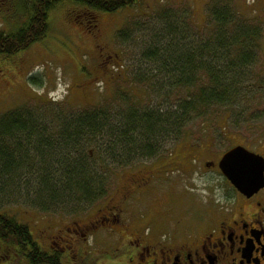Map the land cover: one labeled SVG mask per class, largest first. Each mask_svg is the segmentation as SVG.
<instances>
[{"label": "rangeland", "instance_id": "rangeland-1", "mask_svg": "<svg viewBox=\"0 0 264 264\" xmlns=\"http://www.w3.org/2000/svg\"><path fill=\"white\" fill-rule=\"evenodd\" d=\"M8 1L0 0V30L9 23L18 22L19 18L23 20V15L15 16L12 12L16 8H6L4 3ZM11 2L18 7L22 0ZM216 2L137 0L132 6L104 12L70 0L59 1L48 12L49 32L44 40L9 56L0 54V115L26 106L44 114L40 120L49 123L52 117L45 115L47 109L70 115L98 105L108 108L110 113L158 106L165 112L175 97L166 98L165 92L159 94L156 83L160 76H151L156 72L155 63L143 54L151 46H161L158 36L163 33V25L158 19L159 11L166 8L174 12H180L181 8L191 11L193 32L199 38H206L213 32L208 7ZM219 3L229 5L239 20L260 28L252 69L264 75V0H220ZM165 38L164 35L160 42L165 44ZM142 75H145L144 82L139 79ZM262 83L264 79L259 84ZM249 84L252 85L249 88L240 86L242 102L230 113L224 107L213 105L205 119L195 118L188 122L183 138L177 143L161 139L156 155H135L122 159L121 164L106 167L109 173L107 193L91 204L74 207L77 213L59 206L44 212L38 205L34 206L30 198L32 187L24 179L14 195L3 199V211L16 212L35 240L43 239L41 235L49 226L50 239H54L58 232L62 233L57 230L58 224H67L70 218L83 220L92 216L107 196H115L119 176L136 171L143 164L164 160L169 163L165 173L155 177L146 189L135 193L124 206L121 218L125 220L134 215L138 218L137 225H127L117 236L110 237L105 231L88 235L84 249L91 250V256L85 262L73 258L71 253L69 263L97 264L105 256L123 255L126 246L120 245L116 251L121 242L116 238L134 237L146 226L165 234L163 238L175 228L183 230L191 226L210 209L221 205V198L231 194L229 182L217 166L222 153L237 142L247 141L251 147H255L257 141L263 143L264 87ZM210 161L214 164L207 167ZM22 171L26 173L28 169ZM163 219L169 222L164 223ZM145 232L146 239H151V232ZM76 238L81 240L79 235ZM0 264H24V261L10 247L0 245Z\"/></svg>", "mask_w": 264, "mask_h": 264}, {"label": "trees", "instance_id": "trees-1", "mask_svg": "<svg viewBox=\"0 0 264 264\" xmlns=\"http://www.w3.org/2000/svg\"><path fill=\"white\" fill-rule=\"evenodd\" d=\"M59 1L22 0L12 12L23 15V20L19 18L0 30V54L9 56L44 40L49 32L48 12ZM70 1L115 12L137 0ZM219 1L208 7L213 32L206 38L193 32L191 11H159L161 46H151L143 54L155 63L156 72L151 76H160L156 83L159 94L175 97L165 112L158 106L110 113L98 105L70 115L47 109L45 115L52 117L49 123L40 120L44 114L26 106L0 115L1 246L10 247L24 264H60L39 246L16 212L3 211V199L15 194L22 179L32 187L31 201L42 211L59 206L77 213L74 207L91 204L107 193L106 167L135 155H156L161 139L177 143L188 122L205 119L213 105L230 113L242 102L241 85L264 87V83L259 84L264 75L252 69L260 28L239 20L229 5ZM164 35L165 44L160 42ZM139 79L146 81L145 75ZM23 168L28 171L23 172ZM88 252L85 262L91 256Z\"/></svg>", "mask_w": 264, "mask_h": 264}, {"label": "flooded vegetation", "instance_id": "flooded-vegetation-1", "mask_svg": "<svg viewBox=\"0 0 264 264\" xmlns=\"http://www.w3.org/2000/svg\"><path fill=\"white\" fill-rule=\"evenodd\" d=\"M4 4L9 10L19 8L10 2ZM259 142L255 147L247 141L234 145L241 144L264 158V140L262 144ZM259 146L263 149H258ZM210 163L214 164V161ZM168 164L164 160H155L143 164L136 171H125V176H119L116 195L112 198L107 196L92 216L85 220L70 218L67 224H58L57 230L62 233L58 232L54 239H50L49 226L41 235V243L35 241L49 255L57 257L60 264H70L68 257L71 253L73 258L83 260L88 251L91 253V250L84 249L88 235L105 231L110 237L117 236L127 225H137L138 218L134 215L125 220L121 218L125 204L132 200L135 193L146 189L155 177H161ZM158 167L160 169H156ZM229 185L230 196H222L221 205L210 209L191 226L183 230L175 228L166 238H163L165 234L154 232L149 226L144 227L143 232L138 230L139 235L134 237L125 240L117 237V241L121 242L115 245L116 251L120 245H125L124 254L105 256L97 264H264V185L250 194L240 191L231 182ZM163 221L168 223L169 219ZM146 229L151 232V239H146ZM76 235L81 237L80 241ZM72 237L76 239L73 241ZM52 242L53 245H50Z\"/></svg>", "mask_w": 264, "mask_h": 264}, {"label": "water", "instance_id": "water-1", "mask_svg": "<svg viewBox=\"0 0 264 264\" xmlns=\"http://www.w3.org/2000/svg\"><path fill=\"white\" fill-rule=\"evenodd\" d=\"M218 167L229 182L244 193L250 194L264 185V158L243 145H235L223 152Z\"/></svg>", "mask_w": 264, "mask_h": 264}, {"label": "bare ground", "instance_id": "bare-ground-1", "mask_svg": "<svg viewBox=\"0 0 264 264\" xmlns=\"http://www.w3.org/2000/svg\"><path fill=\"white\" fill-rule=\"evenodd\" d=\"M238 145H241V144H238ZM233 146H235V145H233ZM233 146H232V147H233ZM244 147H245V146H244ZM248 150H249V149H248ZM252 152H253V151H252ZM208 163L210 164V162H208ZM206 166H207V165H206ZM210 166H213V164L211 163ZM210 166H209V167H210ZM217 166H218V162H217ZM207 167H208V166H207ZM218 168H219V167H218ZM225 178H226V177H225ZM226 179H227V178H226ZM227 180H228V179H227ZM228 181H229V180H228Z\"/></svg>", "mask_w": 264, "mask_h": 264}]
</instances>
